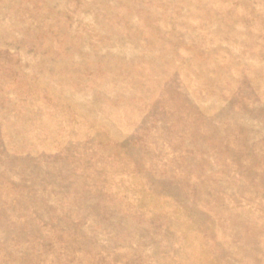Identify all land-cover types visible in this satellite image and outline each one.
I'll use <instances>...</instances> for the list:
<instances>
[{
    "label": "rangeland",
    "instance_id": "rangeland-1",
    "mask_svg": "<svg viewBox=\"0 0 264 264\" xmlns=\"http://www.w3.org/2000/svg\"><path fill=\"white\" fill-rule=\"evenodd\" d=\"M0 264H264V0H0Z\"/></svg>",
    "mask_w": 264,
    "mask_h": 264
}]
</instances>
